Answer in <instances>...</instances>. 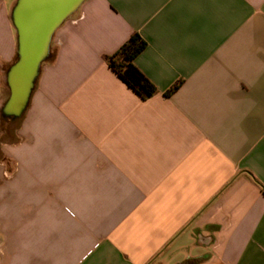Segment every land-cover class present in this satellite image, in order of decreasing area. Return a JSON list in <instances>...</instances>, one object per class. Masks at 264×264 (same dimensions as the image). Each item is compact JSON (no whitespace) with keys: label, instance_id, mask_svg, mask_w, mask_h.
<instances>
[{"label":"crops","instance_id":"1","mask_svg":"<svg viewBox=\"0 0 264 264\" xmlns=\"http://www.w3.org/2000/svg\"><path fill=\"white\" fill-rule=\"evenodd\" d=\"M16 2L0 0V122ZM133 34L148 100L106 60ZM15 122L0 264H264V0H86Z\"/></svg>","mask_w":264,"mask_h":264},{"label":"water","instance_id":"2","mask_svg":"<svg viewBox=\"0 0 264 264\" xmlns=\"http://www.w3.org/2000/svg\"><path fill=\"white\" fill-rule=\"evenodd\" d=\"M86 0H17L11 19L17 33V60L6 73L9 96L1 116L18 121L27 111L57 30Z\"/></svg>","mask_w":264,"mask_h":264},{"label":"trees","instance_id":"3","mask_svg":"<svg viewBox=\"0 0 264 264\" xmlns=\"http://www.w3.org/2000/svg\"><path fill=\"white\" fill-rule=\"evenodd\" d=\"M146 47L147 43L141 38V36L139 34H133L131 38L116 53L106 58L109 67L137 95H139L142 100H148L158 94L157 87L141 72V70L135 64L136 58ZM2 122L4 124L8 122L13 124L15 123V121L6 120L4 118H2ZM1 133L9 135V132H6L5 128ZM12 133H14V130ZM12 139L13 136L10 140ZM3 141L4 140L2 137H0V162L5 160L1 152V144Z\"/></svg>","mask_w":264,"mask_h":264},{"label":"rangeland","instance_id":"4","mask_svg":"<svg viewBox=\"0 0 264 264\" xmlns=\"http://www.w3.org/2000/svg\"><path fill=\"white\" fill-rule=\"evenodd\" d=\"M6 87H7V84H6ZM8 96H9V89L7 87V96L6 97L8 98ZM2 118L3 117L1 116V122H0V137H2V139L5 140V141H9L11 139V137L13 136L12 135L13 134L12 132L14 130V127H16L17 125H16V122L14 124L13 123H9V122L4 124L2 122ZM6 120H8V119H6ZM3 127L5 128L6 132H9V135L1 133L2 130L4 129Z\"/></svg>","mask_w":264,"mask_h":264}]
</instances>
